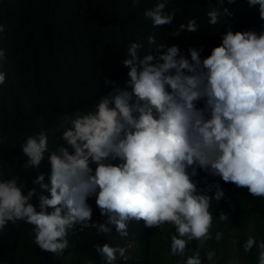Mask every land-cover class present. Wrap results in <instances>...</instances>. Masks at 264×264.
Instances as JSON below:
<instances>
[{
  "label": "clouds",
  "instance_id": "9594fccd",
  "mask_svg": "<svg viewBox=\"0 0 264 264\" xmlns=\"http://www.w3.org/2000/svg\"><path fill=\"white\" fill-rule=\"evenodd\" d=\"M248 4L259 5L264 20V0ZM165 8L160 2L144 15L155 26L171 25L176 10ZM231 15L224 2L222 10L209 5L208 23ZM198 28L193 17L175 35ZM148 42L159 55L141 58L144 45L131 43L123 61L127 87L105 79L112 90L62 126L59 152L49 151L41 131L0 155V236H28L41 250L62 255L77 225L100 234L114 225L127 237L128 222L143 220L164 231L174 225L171 254L185 256L189 242L198 241L200 249L212 239V202L225 197L220 183H211L215 177L264 198V32L229 29L204 58L203 46L190 47L189 58L178 45L157 44L151 36ZM5 80L0 71V85ZM96 206L106 221L92 222ZM229 218L221 213L218 220ZM222 236L217 232L215 239ZM254 247L257 264H264V241L250 236L243 250ZM95 251L115 264L127 248L105 243ZM205 255L212 260L216 253ZM185 264H203L199 251Z\"/></svg>",
  "mask_w": 264,
  "mask_h": 264
},
{
  "label": "trees",
  "instance_id": "16d2710c",
  "mask_svg": "<svg viewBox=\"0 0 264 264\" xmlns=\"http://www.w3.org/2000/svg\"><path fill=\"white\" fill-rule=\"evenodd\" d=\"M160 2H166L165 12L176 10L171 25L155 26L144 15ZM223 2L233 15L222 16L216 25H210L209 5L222 10ZM193 17L198 31L175 35L179 25ZM0 25L5 29L0 32V49L6 54L0 62V71L6 73L0 85V155L19 148L27 136L41 131L47 132L49 151L59 152L65 130L62 126L65 128L77 113L92 109L112 90L105 79L127 87L129 68L123 61L133 42L144 45L139 50L141 58L149 52L159 55L156 45L148 42L150 36L157 44L178 45L189 58L190 47L203 46L204 58L229 29L264 32L259 5L250 7L248 0H0ZM203 106V102L198 103V107ZM44 162L50 164L47 156ZM217 181L225 197L212 202V239L200 249L198 241L189 242L185 256L171 254L174 225L164 231L163 225L150 228L143 220H131L127 237H122L114 225L108 234L93 228L81 230L77 225L70 230L69 246L62 255L41 250L28 236L13 239L2 235L0 264H107L95 251V245L105 243L127 248L124 258L117 254L115 264H185L187 256L197 250L203 264H257L258 247L246 253L243 245L250 236L264 241V198H254L246 188L225 183L220 177L211 183ZM199 182L206 184L203 179ZM221 213L230 218L218 220ZM106 220L96 206L92 222ZM156 231L165 235L158 245L153 239ZM217 232L223 233L219 241L215 239ZM209 251L216 253L212 260L205 255Z\"/></svg>",
  "mask_w": 264,
  "mask_h": 264
},
{
  "label": "rangeland",
  "instance_id": "374dc122",
  "mask_svg": "<svg viewBox=\"0 0 264 264\" xmlns=\"http://www.w3.org/2000/svg\"><path fill=\"white\" fill-rule=\"evenodd\" d=\"M168 228V226H166V229ZM165 237L164 233H154L153 234V239L155 241V244L158 245L160 243V241L163 240V238ZM231 238H233L231 235L229 237V239L231 240Z\"/></svg>",
  "mask_w": 264,
  "mask_h": 264
}]
</instances>
